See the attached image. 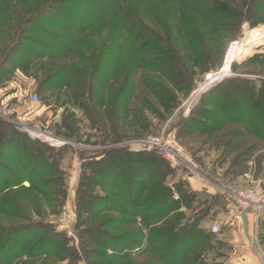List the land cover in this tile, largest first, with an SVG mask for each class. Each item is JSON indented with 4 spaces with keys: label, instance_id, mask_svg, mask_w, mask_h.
Wrapping results in <instances>:
<instances>
[{
    "label": "rangeland",
    "instance_id": "1",
    "mask_svg": "<svg viewBox=\"0 0 264 264\" xmlns=\"http://www.w3.org/2000/svg\"><path fill=\"white\" fill-rule=\"evenodd\" d=\"M101 1L5 0L0 5V169H20L22 163L18 160L31 147V143L27 141L46 146L58 161V165H54L58 174L47 179L55 182L47 189L52 193L18 190L16 187L9 190L12 193L0 199V258L10 256L7 254L9 248L1 245L9 233L23 226L42 224L54 228L60 236L58 241L62 248L56 253L52 249L37 248L41 251L40 254L20 257L12 264H172L166 252L168 249L165 250L167 246H171L172 239L169 243L162 240L165 244L163 251L153 249L143 254L142 250L135 249L131 251L130 257L118 260L114 258V254H118L114 253L115 249L100 248L94 240L86 237V232H92L102 219L118 218L119 215L107 212L87 221L83 210H80L87 203L77 201L80 186H84L80 191L82 202L106 195H116L117 199L120 198L121 191L124 197L132 194L129 182L121 190L111 191L98 188L88 178H82V165L87 164L88 169L90 160L97 161L103 154L116 149L130 153H149L163 161L167 167L159 164L163 183L158 186V190L165 184L171 189L173 200H179V196L183 198L179 211L164 219L171 226L192 222L204 234L203 238L196 240L195 245L198 246L189 249L187 256L181 257V252H178V262L173 264H264V135L255 133L248 126L251 120L249 109H243L244 120L226 115L230 109H238L232 106L233 101H237L234 106L241 101L248 104L249 89L253 95L264 87L261 84L264 82V43L258 47L242 48L236 54L226 77L200 94L197 100L192 98L209 75L214 77L221 73L229 50L237 48L249 32L255 29L264 31V10H259L260 7L255 10L254 6L249 9L242 0H225L244 14L239 19L241 23L235 19L219 24L207 35L201 32L198 38L201 50L202 45L208 48L206 57L199 63L192 61L188 64L184 61L183 57H194V52L184 37L175 42L176 49L171 45L173 40L169 29L175 21H186L182 17L184 11L173 10L160 0H122L121 6L126 1L129 4L124 13L101 16L97 19L98 24L93 25V29L84 34L78 44L66 51L62 49L58 55H35L33 50L38 49L33 44V53L23 68L21 64H17L20 55L17 57L15 53L9 54V50L19 41L24 27L30 31L35 30L28 32L25 38L58 46L44 31L52 30L59 36L62 35L52 28L50 21L46 22L49 17L54 13L66 16L70 12V16H76L79 21L85 17L86 20L82 23L90 24L91 12L101 5ZM76 2L80 5H75ZM49 7L50 15L46 12L42 17L40 13ZM62 20L63 18L60 19ZM132 21L138 23L135 27L137 30L140 23L151 30L163 43L162 48L172 47L168 52L169 57L175 55L176 59H180L178 70L185 72L186 76L172 93L178 104L174 105L170 99L165 101L159 98L151 87L158 74L143 63L136 62V54L128 52L123 44L116 41V55L112 45L104 48L109 37L115 34L117 38L126 22L135 23ZM206 42H210V46ZM101 53L103 64L95 72V81L90 75ZM105 62L103 78L100 80V70ZM112 63L118 68L114 74H111ZM60 70L72 75L70 85L47 88L44 81L48 82V78H52ZM129 74L135 82V91L128 105L120 110L119 124L118 121L113 122L111 114L106 117V108L94 104L91 99L90 102L88 99L87 101L90 109L93 106V111H87L89 108L83 99L85 96L88 98L89 86L97 87L98 83L103 92L111 94L119 89L121 82ZM234 80L242 82L240 87L231 83ZM246 82L249 84H245ZM222 83L221 90L213 95L211 91ZM187 84L192 87L188 94ZM170 88L168 89L171 91ZM243 89L247 93L244 96L240 94ZM33 95L38 98L35 105L30 103ZM261 100L260 104H263L264 94L260 97ZM228 115L233 117L234 112ZM152 139L172 141L185 153L186 162L180 168H174L157 148L149 152L139 150L146 147ZM133 162L129 159L126 161L127 175L133 172ZM20 186L27 188L28 183ZM240 194L245 197H240ZM153 195L154 192L151 196ZM249 196L256 202V208L255 211L246 212L249 215L245 229L248 235L243 239V235L240 236L243 223L241 224L238 208L242 206L241 203H245L242 198ZM90 204L93 206L92 202ZM78 210L81 217H78ZM68 212L72 214V221L68 227L61 226L60 217ZM164 221L151 222L149 225L163 228L166 223ZM127 223L106 227L102 231L135 235L141 229L144 236L148 234L139 218L134 224L130 221ZM213 226L218 227L215 234L211 232ZM47 236L48 233H45L40 240ZM103 252L107 257L102 255ZM120 253L126 255L128 252Z\"/></svg>",
    "mask_w": 264,
    "mask_h": 264
},
{
    "label": "trees",
    "instance_id": "2",
    "mask_svg": "<svg viewBox=\"0 0 264 264\" xmlns=\"http://www.w3.org/2000/svg\"><path fill=\"white\" fill-rule=\"evenodd\" d=\"M121 1L122 0H102L100 2L101 5L96 7L91 12L92 18L90 24L86 22L82 23V21L86 20L85 17L82 19L80 18L81 21H79V18L76 16H70V12L69 15L66 16H64L65 14L63 13H54L55 15L52 14V17H49L48 21L46 22L50 21L52 28L60 31L62 35L59 36L58 34L52 32V30L44 31L46 35L54 41V43L58 44V46L42 40L37 41L28 37L25 38V35L28 32L32 33L35 32V30L30 31L29 28L24 27L19 41H17L16 44L9 50V54L12 55L15 53L17 57L20 55V60L17 62V64H21V68L25 66L29 57L31 56V53H33L31 50V45L33 44L36 46V49H38L33 50L35 55H37V53L58 55L57 53L62 52V49L63 51H66V49L69 47H73L78 44L83 39L82 37L84 34L93 29V25L98 24L97 19L101 16H104L105 14H116L117 12H119L118 15L124 13L129 4L126 1L124 6H121ZM160 1L167 3L171 8H173V10L179 9L184 11L182 17H184L186 21L183 23H177L175 21L169 30L170 37L173 40V44L171 45L175 49V42L177 43L179 39L184 37L187 40L188 46L194 52V57H183L184 61L188 64H190L192 61V63H194V61L199 63L200 61H203L201 59L206 57V50L208 47L202 45L201 50V43L198 39L201 36V32L207 35L219 24L224 22H232L235 19L239 20L244 15L242 12H240L238 7L233 6L230 2L225 0ZM4 2L5 0H0V5H2ZM242 2H244L245 7L248 6L249 9L254 6L253 8L255 10L259 7V10H264V0H242ZM75 5L80 4L76 2ZM49 10H51V7L43 10L40 15L43 17L46 12L47 14L49 13L48 15H50L51 11ZM62 18L63 20L60 21ZM137 25V22H126V25L120 29V33L118 32L117 38L115 34H111L112 36L109 37L107 41H105L104 48L108 45H112L111 48L114 49L113 51L115 53L117 49L116 41L120 42V44H123L128 52L132 51L133 54H136V62L143 63L151 71H154L158 74V78L153 81V85L151 87L159 96V98L165 101H169L170 99L174 105L178 104V100L173 96V90L178 88L181 79L186 76L185 72L178 70L180 67V59H176L175 55L169 57L168 52L172 50V47L170 49L162 48L164 46L163 43L161 40L157 39V36L152 34L151 30L146 29L142 23H140L137 30V28L135 29ZM207 46H210V42L207 43ZM96 60L97 61L90 75L93 76L92 80H95V72H97V70L103 64V54L101 53L99 59ZM114 61L115 60L113 59L112 62ZM112 65L113 67L111 74H114L118 68L116 64L114 65L112 63ZM105 67L106 62L100 70V80L103 78L102 72L105 70ZM107 73H109V71ZM48 80V82L44 81V84H47V88L60 85L66 86L71 83L72 75L64 74V70H60L57 71L52 78H48ZM100 80L97 81L101 82ZM231 83L235 84L237 87H240V83L242 82L239 80H234L231 81ZM223 84L224 83L215 87L211 93L214 95L217 90L220 91V87ZM245 84L249 83L246 82ZM261 84L264 85V82H261ZM96 86L97 87L93 88L92 86H89L87 91L88 98L85 96L83 99L84 103L88 105L89 109H87V111L90 110L91 113L93 111V106L90 109L91 106L89 99H91V102H95L94 104L106 108L104 112L106 117L111 114L110 117L113 118V122H117L121 108L124 106L126 107L134 95L135 82L131 74L127 75V77H125V79L121 82L119 89L111 94H106L103 92V88L100 87V84L97 83ZM168 88H170L171 91ZM186 88V94H188L192 87L187 84ZM250 91L252 90L249 89L250 100L247 101L248 104L246 105L241 101L239 105L234 106V104H237V101H233L232 106L236 108L238 107V109L234 110V108H232L228 111V113L234 112L233 117L228 115V113L226 115L227 117L233 119L240 118L241 120H244L245 118L243 117L245 112L242 113L243 109H249L248 112L250 114L251 120L248 122V126L255 133L264 135V103L260 104V102H262V100L260 101V97H262L264 94V87L253 95ZM168 93H170L169 97L167 96ZM240 94L244 96L247 93L243 89L242 93ZM87 105L85 106L86 108ZM226 109H228V107ZM15 138L16 135L14 139ZM27 142L31 143V147L29 149L30 151H25V155L20 157L18 160V162L21 161L22 163L20 169H0V199L8 196V194L12 193L9 192V190L16 187L18 190L23 189L27 191H40L42 193H49L50 191L47 189L53 186L55 183L53 180H47L49 177H51V175L58 174V170L55 171L56 168L54 167L56 163L58 165V161H56L55 156H52V150L38 142ZM128 159L130 161H134L133 172L129 175H127L126 170V161ZM25 160L26 162L24 163ZM148 161H152L154 164H152V162L149 163ZM159 164L167 167L163 161L159 160L152 154L130 153L126 150L114 149L112 152L103 154V157L97 161L90 160L88 169L87 164L82 165V171H84L82 178H88L89 181H92L98 188L118 191L121 190L123 186H126L125 183L129 182L131 186L130 189H133L130 197L127 195L124 197L121 191V196L117 199L116 195L115 197H109L106 195L103 198H93V200L86 202H82L83 198L81 199L80 193L84 186H80V189L78 190L79 192L77 194V201L79 200L81 204L87 203L85 207L80 208V210H83L85 217H87V221L90 219L94 220L95 218L100 217L107 212L117 213L119 215L118 218L108 217L102 219L97 223L96 226H94V228L91 230L92 232H86V237L88 239L94 240L98 245H100V248L115 249L116 251L114 253L118 252L120 255L116 253L114 254L115 256H113L118 260L130 257L129 255L131 254V251L135 249L142 250L143 254H146L149 250L153 251V249H156L157 251H163L165 244L162 243V240H167L169 243L170 239H172V247L167 246L165 250L168 249L166 252L170 257L169 261H171L173 264L175 261L178 262L177 259L180 254L178 252H181V257L187 256L190 253L189 252L187 254L189 249L196 248L198 246L195 245L196 240H198L200 237H204L202 231H200L197 226H194L192 222L189 224L179 223L175 226H171L170 223L166 222L168 216L179 211L183 198L182 196H179V200H173L172 191L169 186L165 184H163L158 190V186L163 183V178L161 177V174H159ZM138 168L141 169L138 170ZM25 182L28 183L27 188L20 186ZM52 192L53 191L50 193ZM152 192H154L153 196H151ZM90 202L93 203V206H91ZM80 210H78V217H81ZM137 218H139L141 225L146 227L145 229L148 230V234L145 236L143 235L141 229H138L137 233H134L135 235H124V233L117 235L114 233L111 234L109 230L105 232L102 231V229H105L106 227L112 228L115 226L128 224L127 221H130L131 224H134ZM163 221L164 223L166 222L163 228L152 227L149 225L151 222L161 223ZM31 230L33 231L31 232ZM26 231L28 232L27 234ZM45 233L46 235L48 233V236L44 240H40L41 237L45 235ZM0 237H2V235H0ZM59 237L60 236L57 235L54 228L42 224L32 226L28 225L15 229L8 234L3 242H1V245L3 244V248H9L7 254L10 256L8 258L3 257V259L1 256L0 264H12L20 257L38 255L41 253V251L37 248L52 249L53 252L56 253L60 250V248H62L60 242L58 241ZM170 248L174 251H171ZM121 251H127L129 254L127 253L126 255H123V253H120ZM170 252H172L171 255ZM102 255L107 257L105 256L104 252Z\"/></svg>",
    "mask_w": 264,
    "mask_h": 264
},
{
    "label": "built area",
    "instance_id": "3",
    "mask_svg": "<svg viewBox=\"0 0 264 264\" xmlns=\"http://www.w3.org/2000/svg\"><path fill=\"white\" fill-rule=\"evenodd\" d=\"M38 102V98L36 95H33L30 97V103L35 105ZM158 149L159 153L163 155L164 159L167 160L172 167L174 168H180V166L186 162V155L185 153L176 146L172 141L169 140H163V139H152L148 142L147 146H143V148H140L141 151H151V149ZM240 197H245L240 194ZM245 203H241L242 206L238 208V213L240 215L243 212H249V211H255V204L253 200L250 199V196L247 198H242ZM254 199V198H253ZM254 204V205H253ZM72 221V214L70 212L64 213L60 219L59 224L64 227H68L70 222ZM212 233L218 232V227L213 226L211 228Z\"/></svg>",
    "mask_w": 264,
    "mask_h": 264
},
{
    "label": "bare ground",
    "instance_id": "4",
    "mask_svg": "<svg viewBox=\"0 0 264 264\" xmlns=\"http://www.w3.org/2000/svg\"><path fill=\"white\" fill-rule=\"evenodd\" d=\"M264 43V31L261 29H255L251 32H249L243 40H241L240 45L237 48H232L228 51L227 55L225 56V59L223 61V66L221 73L217 76L209 75L207 77L205 84L198 88V90L193 94V100H197L198 96L205 92L207 89H209L211 86H213L216 82L222 80L225 78L226 73L230 70V65L234 61V58L236 54L244 47H252V46H260ZM225 76V77H224ZM191 104V103H189ZM193 104V103H192ZM195 104V103H194ZM247 223V220H246ZM247 228V225H246Z\"/></svg>",
    "mask_w": 264,
    "mask_h": 264
},
{
    "label": "crops",
    "instance_id": "5",
    "mask_svg": "<svg viewBox=\"0 0 264 264\" xmlns=\"http://www.w3.org/2000/svg\"><path fill=\"white\" fill-rule=\"evenodd\" d=\"M195 189H197V188H195ZM194 189V190H195ZM248 217H249V215H246V220H247V224H248ZM241 224H242V221H241ZM243 226V225H242ZM241 232V234H240V236H242L243 235V239L245 238V237H247V235H248V233H247V231L242 227V230L240 231ZM233 233H234V231L232 230L231 231V235H233ZM235 236L236 235H234V238H235ZM218 247V246H217ZM216 247V248H217ZM237 247H239V248H241V246H237Z\"/></svg>",
    "mask_w": 264,
    "mask_h": 264
},
{
    "label": "water",
    "instance_id": "6",
    "mask_svg": "<svg viewBox=\"0 0 264 264\" xmlns=\"http://www.w3.org/2000/svg\"><path fill=\"white\" fill-rule=\"evenodd\" d=\"M241 218H242L243 227L244 229H246L247 223H246V213L245 212L241 214Z\"/></svg>",
    "mask_w": 264,
    "mask_h": 264
}]
</instances>
